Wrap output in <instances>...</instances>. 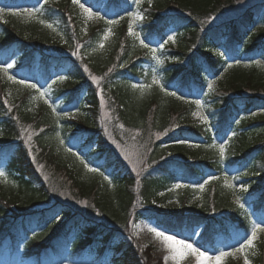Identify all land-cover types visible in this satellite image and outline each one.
Returning a JSON list of instances; mask_svg holds the SVG:
<instances>
[{"label": "trees", "instance_id": "obj_1", "mask_svg": "<svg viewBox=\"0 0 264 264\" xmlns=\"http://www.w3.org/2000/svg\"><path fill=\"white\" fill-rule=\"evenodd\" d=\"M39 1L0 0V4L17 7L31 3L40 9L39 20L52 24L62 35L61 41L25 37L18 23L0 22V61L15 53L12 75L31 81L36 74L38 85L57 106L56 113L43 107L31 114L29 94L10 103L0 83V161L4 160L21 198L20 202L13 201L0 193V259L6 256L10 263L57 264L68 250L76 264H163L152 248L140 249L129 233L130 221L137 218L153 221L181 238L199 230L198 245L214 252L235 244L234 237L241 241L251 229L247 206H252L255 213L264 208V115L253 119L254 114L264 111V71L256 72L259 67L253 64L238 80L219 83L206 97L210 129L173 121V115L183 118L193 104L177 110L180 108L168 102L159 85H155L157 90L153 87L152 78L155 76L167 91L178 86L177 92L192 101L205 77L218 76L227 63L264 60V33L253 34L262 12L264 18V4L213 24L241 0H150L140 8V39L131 37L122 24L109 41H104L102 25L87 36L81 33L82 26L78 18H72L69 4L48 1L39 8ZM84 2L100 7L99 14L109 20L128 14L134 5L132 0ZM169 31L175 33V45L155 44H163ZM141 40L157 49L156 57L162 63L141 45ZM47 48H53L54 54ZM235 68L240 70L239 65ZM61 76L65 78L61 80ZM93 76L96 84L90 80ZM133 85H151L157 91V100ZM99 90L105 92L114 125L124 128L120 136L112 126V138L124 142L137 133L139 149L150 145L151 153L156 151L148 158L149 174L140 181V187L98 126ZM62 110H73L78 118L66 117ZM23 126L32 133L31 150L22 142ZM231 131L235 135L228 138ZM157 133L164 137L153 142ZM214 139L216 145L229 139L225 146L229 158L223 162L217 156L184 160L161 152L163 145L184 141L203 147L213 144ZM78 156L96 167L98 176L84 174L74 162ZM240 163L241 167L249 163L248 172L246 169L231 178L235 186L247 189L240 192L243 207L235 203L231 189L220 186V180L229 177L225 167ZM43 173L48 174V180ZM104 175L111 182V190L100 182ZM175 176L189 186L211 176L217 179L212 180L214 184L199 210L184 208L191 191L185 187L178 193L185 210L168 212L158 205V195L166 192ZM50 179L68 184L71 197L84 201L86 207L76 210L70 203L55 199L58 196ZM219 240L224 244H216ZM259 261L264 264V252Z\"/></svg>", "mask_w": 264, "mask_h": 264}, {"label": "rangeland", "instance_id": "obj_2", "mask_svg": "<svg viewBox=\"0 0 264 264\" xmlns=\"http://www.w3.org/2000/svg\"><path fill=\"white\" fill-rule=\"evenodd\" d=\"M48 1H50V0H48ZM51 1L61 2L64 4L69 2L68 9L72 10L71 11L72 18H76V19L78 18V20L80 22V26H82L81 33L83 35H86V36L89 35L91 29H93L99 25H102L103 26V32H104L103 37H104V34L106 32H110L108 39L104 40V41H109L113 37L114 30H116L119 27V25H122V24L125 25L127 28V32H128V26H129L130 22L133 24V30L136 33H138V31H137L138 25H139V22L141 19L133 22L132 18L128 14L130 12H137V11L140 13L141 6L149 3V0H141L140 4L137 5L135 3V0H133V4H134L133 9L128 14L122 15L118 19H114L115 21H117V23L108 24V23H106V21H109V20H105L99 14L100 9H99V7L97 8L94 5V3H86V2H84V0H81V3H83L85 5V7L90 8L91 11L96 14V16L101 17L102 19H96L94 17L93 18L87 17L83 13L82 9H80V7L77 4L73 3V0H51ZM42 2H44V0H40V3H42ZM263 4H264V0H241L233 8L229 9L224 14L218 16V18H216L213 21V24L222 23V22L228 21L230 19L236 18V17L240 16L246 9H248L250 7L256 6L257 9H259L260 6ZM0 7H5V5L0 4ZM24 9H31L30 4L29 3L24 4V6L21 9H17V8H13V7L6 8V11L20 12L21 15L14 16V15H7L6 14V15H4L3 19L0 20V22H2L3 24H12V25H15L18 23L22 27V34L25 37H39V38L45 39L47 41H61L62 40V35L60 34V32L57 28H55L53 26L56 29L55 31H53L52 29L46 27L44 24L39 23L38 22L39 18L37 17V14H36L35 18L25 16L23 14ZM262 13L256 19L257 21H256L255 28L253 29V34H263L264 33V18L262 17V15H263ZM167 34H168V36L173 35L175 37L174 31H169ZM130 36L133 38H136L132 35H130ZM169 43H171L173 45L175 44V42H172V41H169L167 44H169ZM155 44H157L158 46L160 45V43H155ZM47 52H49V54H54L53 48H50V49L47 48ZM260 56H262V55H260ZM14 58H15L14 53L3 58L0 61V67L6 66L7 64L13 65ZM253 64L257 65L259 67L256 69L257 70L256 72L264 71V60L263 59L259 58L256 61H254ZM253 64L251 62H239L236 64H230L232 68L229 67V65H227L225 67V69L221 71V73L219 74V76L216 79L211 78L210 76L205 77L204 85L202 86L201 91L198 92V94L196 95L197 98L194 99V101L200 100L202 102L203 107L200 109H198L194 103H191L190 99H187L188 95H186V94L184 96H181L182 98H180V99L177 98L178 93H176V96L164 94V95H166L168 102H172V103L174 102L175 106L177 108H180L177 110H181L185 106H187L189 104H193V108L190 110V112L187 115H184L183 118L181 116L173 115L172 120L173 121L177 120L178 122L183 123L186 126L196 125V126H202L204 128L210 129L211 122H209L210 117H209V114L207 112L206 97L209 96L218 87L219 83L224 84L228 80H230L231 78H235L238 80V78L240 76L246 75L249 72V69H251V65H253ZM237 65H239L240 70L235 68ZM10 70L11 69H9V71H8V75H12ZM238 72H241V74L237 75ZM93 77H91L90 80L92 82H94V84H96L97 80H93ZM0 82L5 87L4 88L5 90H3L4 96H6V99L10 103L11 102L14 103V101L16 99H19L23 95L29 94L28 111L31 114L35 115L40 110H42L43 107H48L49 104H51L50 101L47 99L46 90L37 84L36 76L33 77L32 82L34 84H36V86L38 87L40 92L45 93L44 99H47L49 101L48 104H45L44 99L39 98V93L34 92L35 89L25 87L24 85H21V84L13 83L12 81L8 80L7 75H5L2 72H0ZM209 83L213 84V90L212 91L208 90L207 85ZM153 87L155 88L154 84H153ZM172 88H173L172 90H174L173 92H176V90H178V86H173ZM155 89L157 90V88H155ZM159 89H160V87H159ZM140 92L148 95L150 97V99L157 100V97H155V96H157V93H155L157 91L152 90V86L141 88ZM104 93L105 92L102 90L101 91L99 90V93H98L99 94L98 98H99V102H100V114L98 117V126H99L101 132L104 133V135H105L109 145L112 147L114 153L116 155H118L120 158H122V160L124 161L126 166L130 169L132 174L135 176L136 181H137L136 186L140 187L141 186L140 181H143L145 176H147L149 174L148 171H149L150 163L148 162V158L150 156H152V153H154L156 151H153L151 153L152 147H150V145L146 149H143V150L139 149V147L136 145L137 140H138V138L136 137L137 133H133L130 136H128L127 139H123L124 142H117L112 138V136L110 134V130H111L112 126H114V129L116 130V132L120 136L123 134L124 128L121 127V124L114 125L113 121L111 120V118L109 116L107 101H106V98L104 96ZM163 93H165V92H163ZM102 97H103V99H102ZM6 105L9 109L13 110V108L10 104L6 103ZM51 105L53 107L57 108L56 104L55 105L51 104ZM70 111L69 110H62L63 113L67 112L72 117H74L75 119L78 118L73 110H70ZM193 112H199L202 115L207 116V118H208L207 123L203 122L199 116H193ZM263 115H264V111L263 112H257L256 114L253 115V119L257 120V119L261 118L260 116H263ZM236 126H239V123H237ZM20 134H21L23 144L26 146V148L31 150V148H32V146H31L32 145L31 144L32 133H31L30 129H28L26 126H23L21 128ZM29 136L31 137L30 139H29ZM232 136H233L232 131L227 133L228 138H231ZM163 137L164 136L161 135L160 133L154 134L153 142L159 141ZM120 138L121 137H119V139ZM215 142L217 143L216 140H215ZM228 143H229V139L224 140V142H222L218 145H216L215 143L211 144V145H216L217 147H209V146L199 147V146L193 145L191 143H187V144L177 143L175 145H163V146H161V147H163L162 148L163 151H161V152L166 154L167 157H178V158H181L184 160H190V159H194V158L202 160V159L211 158L213 156H217V157H220L221 162H223L224 160L229 158L227 155V152H226L227 147H225L224 157H221L219 155L218 146L221 144H224V146H226ZM126 155L129 157L128 159L125 158ZM74 162L76 163V165L78 167H81V165L83 166L82 167L83 169H81V170H83L84 174H86L87 176H89L88 174H91V172H89L84 167V165L80 162L79 159H77ZM240 165H241V163L237 164V165L235 164L230 169L227 168L226 170L229 173L228 175H232L234 173L239 174L242 171L244 172L246 169H247L246 172H248L249 168H247V167L249 166V163L243 165L242 167ZM0 172H3L5 174V177L0 178V193H1V195L5 196L6 198L11 199L13 201H19L20 202L21 198H20L18 192L16 191V189L14 187L15 186L14 182H13L12 178L8 175L9 173L5 170L4 160L0 161ZM42 175L45 179L48 180L49 176L47 173H43ZM227 178L233 184L234 188L225 187L224 178H222L220 180V186H222L226 190H229V189L232 190L231 196L235 199L234 201L236 204H238V205L244 204V202H242V200H241V193H240L241 189H240V187L235 186L234 181L231 178V176H229ZM206 180H208V179H206ZM101 182L103 184L105 182L106 187L108 186V189L111 190V188L109 187V182L106 181L104 179V177L101 178ZM176 184H184V183L181 182V180H179V179L177 181L175 179H173V180H171V184L168 186V190H167V192L169 193V197H165L163 195V193L159 194V196H158V199H159V201L157 202L158 205L168 212H178L180 210H185V209L186 210L187 209L199 210L202 206L203 201H204V195L208 192L210 186L214 183H212V180H210V182L205 185L203 190H200L198 187L190 188L191 191H190L188 199L185 203V207H184L185 209H182V202H181V199H179L180 195L178 194L179 192L184 190L185 187L177 189L174 187ZM261 185L264 186V181L262 182ZM50 186L56 188L55 196L57 194L58 197H55V199L57 198V200H59L61 202L70 203L71 207L73 209H76V210H83L86 207V203L84 201H76L71 197L68 184H66L65 186L60 185L58 181H56L54 179H50ZM237 197H240L239 203H237V200H236ZM247 207L251 212L250 205H248ZM58 220L59 219H56V221H58ZM250 221H251V229L253 228L255 223L264 222V209H262L259 212H256V213L253 212L252 214H250ZM150 226H155V224L153 222L145 220V219H139V218L132 219L129 223V231H130L129 233L134 236L135 242L138 244L140 249L144 250L147 248H153L154 252L158 256L163 258L165 255H167V250L163 247L160 240L158 238H156L153 233L148 232L147 229ZM251 229L245 235V237L241 238V241H238V239H236V237H234L235 244L230 245L229 250H219V251H217V253H213V252H208V253L209 254H218L221 251H231L232 249L238 247L241 243L244 242V240L248 236L251 235ZM184 240L192 243L194 246L199 247L201 250H203L201 246H197L195 236L188 238V239H184ZM263 252H264V232H258L257 237L253 241V245L251 247L246 248L243 253H238L235 257H231V256L226 257L224 259V261L222 262V264H244L245 257L248 259L249 264H260L259 260L262 256ZM163 263L165 264L164 259H163ZM2 264H8L7 260L4 259L2 261ZM61 264H70V263L68 261H65ZM167 264H174V262L169 260V261H167ZM185 264H187V262H185ZM193 264H194V260H193Z\"/></svg>", "mask_w": 264, "mask_h": 264}, {"label": "snow or ice", "instance_id": "obj_3", "mask_svg": "<svg viewBox=\"0 0 264 264\" xmlns=\"http://www.w3.org/2000/svg\"><path fill=\"white\" fill-rule=\"evenodd\" d=\"M44 2L48 3V0H44ZM140 2H141V0H135V3L137 5H139ZM149 2H150V0H149ZM73 3L77 4L80 7V9H82L83 13L87 17H89V18L94 17L96 19H102L101 17L96 16V14L93 13L90 8L85 7V5L83 3H81V0H73ZM8 7H10V6L0 7V20H2L4 15H6V14L7 15H14V16L21 15L20 12L6 11V8H8ZM39 11H40V9H37V8L24 9L23 14L25 16L35 18L37 12H39ZM128 15L132 18L133 22L143 18L138 11L137 12H130ZM38 22L41 24H44L46 27L52 29L53 31L56 30L52 24L46 23V21H44L43 19H40ZM106 23L115 24V23H117V21L109 20V21H106ZM128 33H129V35H132V36L136 37L137 39H140L139 34L133 30V24L131 22L129 23V26H128ZM109 34H110V32H106L104 34L103 40H107ZM169 41L175 42V37L173 35H169L167 37V40H165L163 44H160L159 47H163L164 44H167ZM140 43L143 47L149 48V45L144 43L143 40H141ZM99 46L101 48H103L104 47L103 42H101ZM149 51L151 52L153 57H156V52H157L156 48H149ZM76 54H77L76 52H73V55H76ZM221 55H222V53H221ZM156 58H157L158 63H162V61H160L158 57H156ZM12 67H13L12 64H7L6 66L0 67V72L7 75L8 80L12 81L13 83L21 84V85H24L25 87L36 89L39 92V89H37L36 84L28 83L24 79L17 80L14 76L8 75V71ZM229 67H231V65H229ZM85 71H87V68H85ZM64 78L65 77H63V76L60 77L61 80H63ZM96 79H97L96 77H93V80H96ZM152 84L159 85L160 90L164 91L167 95L176 96L175 92H168L167 89L165 88V86L160 84V81L155 76H153V78H152ZM133 87L134 88L135 87L145 88V87H151V85H147V86L146 85H133ZM207 87H208L209 91L213 90V84L212 83H209L207 85ZM44 97H45V93L39 92V98L44 99ZM177 98L180 99L182 97H177ZM102 99H103V97H102ZM5 102H7V101H5ZM44 102H45V104L49 103V101L47 99H44ZM192 103H194L198 109L203 107V104L200 100L192 101ZM49 107L52 108L53 113H56L55 107H53L51 104H49ZM64 116L69 117V118H74L67 112L64 113ZM193 116H199L203 122L207 123V119H208L207 116H204L199 112H193ZM237 123H239V121H237ZM121 127H123V126L121 125ZM233 135H235V133H233ZM30 138L31 137L29 136V139ZM60 143L63 144L64 141L61 140ZM180 143H184V141H180ZM209 147H217V146L216 145H209ZM68 151L71 152V148H69ZM218 151H219V155L221 157H224V155H225L224 144H221L218 146ZM77 158L80 159L79 156ZM125 158L128 159L129 157L126 155ZM80 162L84 165V167L89 172H97L98 171L97 168L90 167L89 164L86 163L83 159H80ZM3 177H5V174L3 172H0V178H3ZM104 179L108 180L109 178H108V176H104ZM214 179H217V177L211 176V177H209L208 180H205L203 183L196 185V187H198L200 190H203L205 185L208 184L210 182V180H214ZM224 184H225V187L234 188L233 184L228 180L227 176L224 177ZM174 187L178 189V188H182V187H189V185L176 184ZM240 189H241V191H247V189L243 185L240 186ZM236 200H237V203H239L240 197H237ZM240 206L243 207V204H241ZM147 230H148V232L153 233L155 235V237L160 240L163 247L167 250V255H165L163 257L165 264H167V261H169V260L173 261L174 264H185V262H187V264H193V260H194V264H222V262L224 261V259L226 257H230V256L235 257L238 253H243L246 248L251 247L253 245V241L257 237V233L258 232H264V222L255 223L253 228L251 229V235L248 236L244 240V242L241 243L238 247L232 249L231 251H221L218 254H209L206 250H201L199 247L194 246L192 243H190L184 239H179V238L175 237L174 235L168 234L164 230L159 229L158 227L150 226V227H148ZM244 264H249V261L246 257L244 259Z\"/></svg>", "mask_w": 264, "mask_h": 264}]
</instances>
